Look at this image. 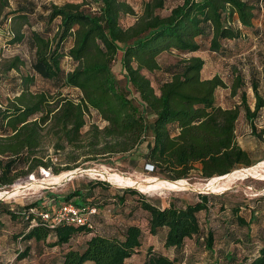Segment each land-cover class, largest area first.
<instances>
[{
  "label": "trees",
  "instance_id": "trees-1",
  "mask_svg": "<svg viewBox=\"0 0 264 264\" xmlns=\"http://www.w3.org/2000/svg\"><path fill=\"white\" fill-rule=\"evenodd\" d=\"M261 3L181 0L160 15L163 0H146L140 14L135 15L128 0H62L60 5L43 6L44 15L37 19L45 26L36 31L29 20L34 14L32 6L10 9L8 0H0V37L6 46L26 39L32 50L29 74L19 72L24 63L18 57L0 59V75L18 73L17 79L12 78L17 81L12 98L4 105L0 103V191L8 190L19 178L38 179L40 171L58 176L96 158L130 160L140 149L150 172L170 181L188 178L195 167L200 178L210 183L238 168L253 166L249 155L236 143L238 107L222 109L217 105L215 91L226 86L217 75L202 78L203 60L194 54L201 48L198 39L207 40L209 53L227 57L237 51L245 36L255 38L258 32L253 23L259 17ZM124 17L131 18L126 25H122ZM53 21L56 26L51 33ZM66 43L68 48L64 47ZM164 53L179 58L165 68L168 78L154 89L147 75L161 70L157 57ZM64 59L71 63L67 72L61 67ZM115 61L120 65L123 87L111 73ZM36 78L49 89L31 92ZM240 83L236 77L230 87L232 94ZM61 89L76 91V98L64 96ZM251 89L253 109L246 105L243 94L240 105L251 135L264 144V128L256 130L252 125L264 101L255 85ZM91 114L97 116L102 127L87 124ZM84 186L72 187L64 195L46 192L42 200L23 204L5 206L0 200V217H9L12 237L17 235L26 243L5 264L26 260L31 241L49 249L60 248L51 264H132L128 259L139 252L144 230L151 237L163 233L161 245L165 250H179L186 239L194 238L196 248L211 251L224 235L223 222H227L230 244L239 248L230 252L227 264H264V243L257 244L261 238L252 229L258 223L256 213L246 216L240 211L241 205L212 203L202 194L182 205L174 200L161 205L139 198L138 207L131 206L128 213L136 209L144 213L145 226L128 223L119 235L102 236L96 234L94 218L106 205H114L121 212L126 201L115 195L110 204L105 197L97 200L92 186L109 189L103 181ZM122 193L136 194L130 189ZM72 198L77 205L95 208L90 228L71 224L50 227L38 218L39 211ZM262 218L264 222V212ZM217 219L215 229L212 224ZM229 221L237 222L232 235ZM81 233L92 235L81 249L69 248V240ZM141 264L187 263L152 253L150 246Z\"/></svg>",
  "mask_w": 264,
  "mask_h": 264
},
{
  "label": "rangeland",
  "instance_id": "rangeland-1",
  "mask_svg": "<svg viewBox=\"0 0 264 264\" xmlns=\"http://www.w3.org/2000/svg\"><path fill=\"white\" fill-rule=\"evenodd\" d=\"M131 5L133 12L135 15H139L143 4L146 0H128ZM181 0H163V8L159 11L160 15L166 14L170 8L179 4ZM62 0H8V5L10 9H15L17 6H32L33 15L30 16L29 20L31 23L32 29L36 31H40L44 28L45 24L40 22L37 17L43 16V6L47 7L50 4L60 5ZM131 20L130 17H124L122 19V25H126ZM253 25L255 26V30H257V36L255 38H249L250 36H245L236 47L237 51H232L230 56H219L217 54H212L207 51V40H197L200 44L201 48L194 55L199 56L203 60V73L202 78H210L213 75L219 76V78L224 82L226 88H218L215 91V100L217 105L222 109H232L234 107H238V117L235 127V138L237 145L244 150L250 157L251 162H253V166L249 168H238L240 170H248L255 166H261L264 164V144L254 138L250 133V126L248 122H246L243 109L240 105V96L244 95L245 103L250 108L253 109L254 105V95L251 89L252 85H255V91L257 95L264 101V0H262L260 6L259 17L254 21ZM56 26V21H53L50 24L51 33L54 31ZM26 34V31H25ZM26 38V35H25ZM69 43L64 45L65 48H68ZM233 45L229 43V48H232ZM12 57H18L24 63V66L20 69L21 74H29V64L32 61V50L27 43L26 39L18 45L14 46H6L5 39L0 37V59H10ZM178 56L174 53H164L157 57V62L161 67L160 71H156L154 73L148 74V78L151 81V84L154 89L158 87V85L165 81L168 76L165 73V68L169 65L174 64L178 60ZM63 72H67L71 68V63L68 59H64L61 64ZM111 73L113 77L117 81L118 85L123 87L124 80L123 75L120 70V65L118 61H115L110 66ZM17 72L10 71L7 74L0 75V103L4 105L8 99H11L13 96V91L15 89V84L17 81H13L12 78H18ZM2 76V77H1ZM11 78V79H3V78ZM236 77H239L241 83L239 87L231 93L230 87L235 80ZM2 78V79H1ZM15 85V86H14ZM31 92H39L45 89H49L48 86L41 82L38 78L34 81L33 85L29 88ZM51 92L53 90H50ZM64 96L69 98H76L77 92L74 90L61 89L60 91ZM94 123L99 127H102V123L97 118L96 115L91 114L87 119V124ZM252 125L256 130L260 128H264V106L259 110L258 114L252 121ZM87 126L84 127L83 132H85ZM48 154H51V151H47ZM143 153V150H138L137 153L130 157V160L121 159L115 160L114 157L106 159V158H96L94 161H88L82 163L79 168L76 170H84L79 174H75L73 178L69 181L60 182L59 184H42L41 187H36L34 182H38L41 180L51 179L52 174H48L47 172L40 171V177L38 179H34L31 176H26L23 178H19L9 187L8 190H11L14 184L20 183L23 187L26 185H33L32 188H28L22 190L17 196L12 198H2L0 199L2 204L7 205H16L32 202L36 199H41L46 197V192H51L50 194H60L64 195L67 191H69L72 187H85L84 185L87 182H94L95 180H100L105 182L109 189L104 190L101 186L94 187L92 186V193L95 198H103L105 197L106 203L110 204V199L115 196H122L126 203L123 205L121 212H119L118 208L114 205H106L103 209H109V212L100 214V218H98L95 223L97 230L102 231V227L106 226L108 220L118 221L119 225L117 229H121L125 224H136L143 228L145 225V215L138 209L135 211L128 213L130 207L136 206L138 207L139 198H143L145 201L154 204H166L169 200H174L176 204H185L189 202H194L197 200L198 195L202 194L209 198V201L216 204H226L229 207L233 205H241L240 210L243 214L248 216L255 212V218L258 223H254L252 225V229L254 233L259 235L261 238L257 244L264 243V222L262 218V213L264 212V171L259 172L261 175H251V176H243L236 179L231 185L228 186L225 190L221 191L222 193H204L200 192L196 189H192V186H196L199 184L207 183L206 179H202L199 176V173L195 167L186 179H181L186 181L191 188L186 189L184 191H166L163 193H147L140 191L135 186L128 187H120L112 181L110 178L113 176L120 178H128L131 177L133 179H145L147 177H156L163 179L162 176L158 174H152L150 172V167L146 166L140 157ZM129 158V157H128ZM55 161V160H54ZM53 161V162H54ZM264 169V168H263ZM237 170V169H236ZM239 170V171H240ZM234 171V170H233ZM68 172H62V174ZM74 173V172H73ZM62 174H59L56 177H60ZM32 183V184H29ZM61 184V185H60ZM116 185V186H115ZM134 190L136 194H128L122 193V190ZM192 189V190H191ZM196 190V191H195ZM4 191V190H3ZM1 192V191H0ZM49 194V193H48ZM100 194V195H99ZM71 201H75V198H72ZM102 209V208H101ZM229 210V216L230 215ZM203 213L199 218L200 226L203 225ZM228 214V213H227ZM219 220L213 222L212 227L218 228ZM232 227H229V234H234L236 232V223L235 221H229ZM122 224V226H121ZM235 225V226H234ZM221 231V229H220ZM238 231V229H237ZM12 224L7 216L0 217V262L4 263L6 259L12 257L16 250H23L26 243H23L22 240L17 239V235L13 236ZM221 234V233H219ZM153 240L157 242V238H150L146 231H143V237L141 240L142 246H147L148 242ZM230 243V241H229ZM19 249H16V248ZM28 258L24 264H49L57 260V251L53 253L49 252V248L47 246H43L36 242H30L28 245ZM226 246V250H227ZM238 249L234 247L232 244H229V251L227 255L230 256V252L232 250ZM204 251L201 247H195V256L198 254L201 255V252ZM193 254V253H192ZM217 258V257H216ZM54 263V262H53ZM197 263V262H196Z\"/></svg>",
  "mask_w": 264,
  "mask_h": 264
},
{
  "label": "crops",
  "instance_id": "crops-1",
  "mask_svg": "<svg viewBox=\"0 0 264 264\" xmlns=\"http://www.w3.org/2000/svg\"><path fill=\"white\" fill-rule=\"evenodd\" d=\"M75 202V201H73ZM108 209H103L100 210L99 214H104V213H108ZM226 212H224L225 214ZM199 217V215H198ZM212 217V216H211ZM218 219H222L221 215L217 216ZM98 218H100V215H98L97 217L94 218V220L96 221ZM209 218L206 219V221ZM210 222V221H209ZM222 224V225H221ZM221 227L222 229H224V235L222 236V238L220 240H218L216 242V244H214L213 248L211 251H202L201 255L197 254L195 256V243H194V238L191 239H186L183 242V246L182 248H180L179 250H173V249H169V250H165L162 247V241H163V233L158 234L155 237H151L150 238L154 239L157 238V242H154L153 240L149 239V242L147 244V246H141L140 250L138 253H135L133 255H131V257L128 259V262L132 263V264H141L144 256L146 254V251L148 249V247L151 246V252L152 253H162V254H166L168 257H175L178 261H181L182 263H187V264H205V263H212V262H216L219 264H227L229 255H227L228 251H229V235H226L227 232L225 231L228 226H227V222H223L221 223ZM118 221L113 220H108V222L106 223V226L102 227V231L99 232V230H97L96 234L98 235H102V236H114V235H119V232L122 229H117ZM122 226V224H121ZM205 224H204V228H205ZM123 227V226H122ZM92 234H77L75 236H73L70 240L69 243L67 244V246H69V248L71 249H76L79 250L83 247L84 241L87 240ZM152 241V242H150ZM226 246L228 247L226 250ZM18 248V247H17ZM59 247H52L49 249L50 253H53L54 251H57V257L59 255ZM193 253V254H192ZM237 253V252H236ZM239 255V254H237ZM217 257V258H216ZM13 256L4 260V263L0 264H5L7 262H10L12 260ZM235 258L237 260H239L236 256ZM26 262V260H22L20 262H18V264H24ZM197 262V263H196ZM51 264V262L49 263Z\"/></svg>",
  "mask_w": 264,
  "mask_h": 264
},
{
  "label": "bare ground",
  "instance_id": "bare-ground-1",
  "mask_svg": "<svg viewBox=\"0 0 264 264\" xmlns=\"http://www.w3.org/2000/svg\"><path fill=\"white\" fill-rule=\"evenodd\" d=\"M264 164H262L261 166H255L251 169L248 170H238L235 172H232L228 175H223V177H219L216 178L215 180H213L210 183H205V184H199L196 186H192V189H196L198 191H202L204 193H222L221 191L225 190L226 188H228L229 185H231L236 179L243 177V176H251V175H261L262 173L259 172H263L264 171ZM80 172H74L70 171L68 173H64L62 174L60 177H52L51 179L48 180H41L38 182H34L33 185H35L36 187H41L42 184L46 185V184H59L60 182H64L66 180H70L71 178H73V176L75 174H78ZM110 181H112V183L120 186V187H128V186H135L137 187V189H139L140 191L143 192H147V193H153V192H157V193H163L166 191H184L186 189L191 188V186L184 180H178V181H170V180H165V179H160V178H156V177H147L145 179L139 178V179H133L131 177L128 178H120V177H116L113 176L112 178H110ZM32 184V183H29ZM33 185H26V187H23L20 183H16L13 185V187L11 188V190L9 191H1L0 192V199L2 198H12L17 196L22 190L27 189L28 188H32ZM61 185V184H60ZM115 185V186H116ZM191 189V190H192ZM195 190V191H196ZM218 193V194H220Z\"/></svg>",
  "mask_w": 264,
  "mask_h": 264
},
{
  "label": "built area",
  "instance_id": "built-area-1",
  "mask_svg": "<svg viewBox=\"0 0 264 264\" xmlns=\"http://www.w3.org/2000/svg\"><path fill=\"white\" fill-rule=\"evenodd\" d=\"M95 214L96 210L93 207L77 205L73 201H61L50 210L39 211L37 216L50 227L57 224H71L90 228L91 219Z\"/></svg>",
  "mask_w": 264,
  "mask_h": 264
},
{
  "label": "water",
  "instance_id": "water-1",
  "mask_svg": "<svg viewBox=\"0 0 264 264\" xmlns=\"http://www.w3.org/2000/svg\"><path fill=\"white\" fill-rule=\"evenodd\" d=\"M84 170H73V172H83ZM79 174V173H78ZM69 181V179L67 180ZM6 192V191H5Z\"/></svg>",
  "mask_w": 264,
  "mask_h": 264
}]
</instances>
